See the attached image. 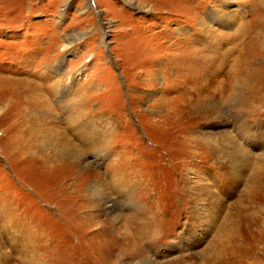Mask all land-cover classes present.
Wrapping results in <instances>:
<instances>
[{
	"label": "rangeland",
	"instance_id": "1",
	"mask_svg": "<svg viewBox=\"0 0 264 264\" xmlns=\"http://www.w3.org/2000/svg\"><path fill=\"white\" fill-rule=\"evenodd\" d=\"M219 2L0 0V79L42 84L43 72L57 81L55 65L65 59L66 94L76 95L74 103L108 140L98 153L103 157L88 154L78 166L66 165L55 185L25 154L27 144H13L15 119L0 123V264H109L99 257L106 248L115 255L110 264L121 248L129 253L116 264H264V103L240 121L233 110L226 122L213 125L208 118L198 129L236 135L244 126L240 142L247 153L237 178V165L216 162L184 141L196 127L185 133L167 117L179 90L164 81L174 83L177 68L198 51L216 59L240 48L229 59L232 71L248 47L257 58L248 66L264 92V44H247L248 34L264 36V0ZM228 12L234 23L218 21ZM114 167L136 183L129 198L112 191L110 201L90 204L79 197L92 180L110 182L105 175ZM187 177L198 192L205 189L199 218L191 222ZM115 202L118 211L109 215ZM146 223L157 227L149 239L139 228ZM103 226L111 237L106 242L98 235Z\"/></svg>",
	"mask_w": 264,
	"mask_h": 264
},
{
	"label": "bare ground",
	"instance_id": "2",
	"mask_svg": "<svg viewBox=\"0 0 264 264\" xmlns=\"http://www.w3.org/2000/svg\"><path fill=\"white\" fill-rule=\"evenodd\" d=\"M215 1L223 3L219 2L220 0ZM262 15L264 14L262 13ZM234 17L235 15L233 14ZM234 20L235 18L232 19L229 12L218 18L220 22L234 23ZM238 34L236 33L233 37L238 38ZM260 34L258 32L248 34L247 44L249 47L255 43L264 44V36ZM232 39L236 41L234 38ZM246 49L248 50V47ZM247 50L243 56L239 54L235 58L232 71L228 70L229 59L234 51L239 53L240 48L236 47L229 52L230 54L219 56L216 59L200 55L198 51L193 55L188 65L177 68L178 71H175L177 77L175 76L174 83L164 81L165 85L171 87L175 85L179 90L177 101L170 107L167 117L170 120L179 122V127L181 130L184 128L185 133L194 127L197 128V131L191 133L187 138L188 140L184 141L192 145L195 144L196 149L204 150V156H209L210 159L216 162L223 159L229 160L233 165H237V171L233 173L235 178L239 176L238 166L244 159V152L247 153L240 142L245 140L244 126H238V129L234 130L237 132L235 133L236 135L232 134V130L231 132L217 130L215 134L211 135L203 132L198 134V129L211 119L214 120L213 125L226 122L229 120L228 117L233 110H236V118L240 121L245 116L244 112L247 111L246 115L248 116L257 113L262 103H264V92L260 87L262 83H258L255 70L248 66L249 62L250 66L252 62H257V58L253 57V54L247 52ZM55 66V74L60 77L57 81H53L55 78L49 75L44 76L43 72L39 75L42 79V84L37 80L36 84L34 83L35 81L13 78L0 79V108L3 110H0V123L8 122L11 118L15 119V121L11 122L13 125L9 126V131L14 133L13 144H18L19 141L27 144V149L23 148L27 150L25 154L33 158L36 164L42 168V173L49 176L50 180L53 178L52 181L56 183V180L62 177L60 175L61 172L66 171V165L71 167L78 166L80 159L88 154L96 159L103 157H99L98 153L105 151L104 144L108 140L106 139L107 141L103 142L102 131L99 130L101 126L98 125V127L96 125L98 123L96 119L89 114L88 116L82 110L83 107H80L77 102L74 103L76 95H71L70 92L66 94V87L70 86V84L66 86L65 81H62L65 77V59ZM51 75L53 76L54 74ZM171 75L173 76V73ZM50 79L52 80L50 81ZM68 98L71 101L67 103L66 99ZM12 109L19 110L15 111V113L14 111L11 112ZM66 115L68 116V129H66ZM68 131L69 134L67 133ZM104 138L105 136H103ZM92 165L88 163L86 169L83 167L80 171L89 170ZM106 176L111 178L110 182H107L106 178L102 182L100 181L101 179L98 180L100 183H97L98 181L92 182L93 180L89 183L87 182L88 184L85 185V188H82V186L78 190L79 194L81 192L79 197L89 199L91 201L90 204H93L95 199L102 200L105 197H107V201H110L112 191L116 192L117 197L129 198V191L132 189L133 184H136L129 172H126L123 167H114L113 175L109 173ZM184 182H186L184 183L186 193L190 196V209L195 210V214L190 219L191 222L199 218L197 208L204 201L201 200L202 198L199 194H204L205 189L202 192H198L195 182L190 177H187ZM136 187L134 188L137 189ZM64 189L68 192V188ZM139 195L134 194L133 197L138 196L140 198L141 196ZM256 201L260 202L259 200ZM114 204L116 205V210L113 207L108 208L107 213L109 215L118 211L117 203L115 202ZM193 225L195 223L191 224V226ZM139 228L141 235L145 239H149L157 229L155 225L148 223L140 224ZM98 231L99 238L102 241L105 238L107 239L103 242L111 239L107 227L103 226ZM96 235L93 236L95 237ZM97 239L98 237L93 238L96 242L98 241ZM134 239L136 241L140 240L138 235ZM121 250V255L129 253L125 249L121 248ZM121 255H116V259L112 264L119 263ZM113 256L115 257L114 253L107 248L99 254V257H102L109 264Z\"/></svg>",
	"mask_w": 264,
	"mask_h": 264
}]
</instances>
